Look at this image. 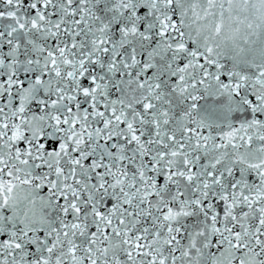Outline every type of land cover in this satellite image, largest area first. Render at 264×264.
<instances>
[{"label": "snow or ice", "instance_id": "snow-or-ice-1", "mask_svg": "<svg viewBox=\"0 0 264 264\" xmlns=\"http://www.w3.org/2000/svg\"><path fill=\"white\" fill-rule=\"evenodd\" d=\"M0 264H264V0H0Z\"/></svg>", "mask_w": 264, "mask_h": 264}]
</instances>
